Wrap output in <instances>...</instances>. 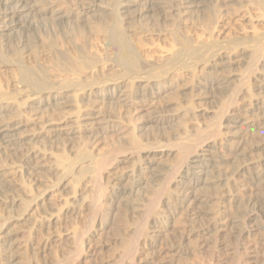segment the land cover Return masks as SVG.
I'll use <instances>...</instances> for the list:
<instances>
[{
	"label": "rangeland",
	"instance_id": "374dc122",
	"mask_svg": "<svg viewBox=\"0 0 264 264\" xmlns=\"http://www.w3.org/2000/svg\"><path fill=\"white\" fill-rule=\"evenodd\" d=\"M47 1H49V3L57 2L55 0ZM63 1H61L59 5H64V8L63 6L58 7H60L64 11L68 10V8L70 7H65V5L67 6V3L71 1L68 5L71 6L73 0H66L67 3H62ZM109 1L110 0H101L103 4H110L113 0H111L110 3ZM254 1L255 0H203V4L197 5L196 7H181L184 10L182 9V14L180 16H178L179 14H176L175 12L165 14L167 17L164 14L158 15L155 13L159 16L158 17L155 16L153 12H151L144 17L145 19L142 18V20L134 18L132 16H135L133 12L134 10L128 9V14L125 13L123 15L127 17V19L125 20L126 25H124V28L126 27V32L124 30V33L126 34V37L127 35H129L126 39H128L130 44H132V47L134 46V51L137 52V54L139 53V58H137L138 60L140 59L139 63H141L142 66L141 72L143 74V72L145 73L150 69L153 70L150 72H152V74L154 72V76L157 72V74L160 75L159 78H157L158 81H154V83H152L149 87H137L138 85H136L135 87L134 83V87H132V89L129 88L128 90H125V92H127L126 94H129L128 96L126 95V97H128L126 98L128 99V102L126 100L127 106L122 105V107L116 106V104H113V102H111L112 104L108 103L107 101L101 102L100 99H98V102L95 103L94 96H91L90 93L78 95V98L75 97L76 99L71 98L70 96L71 101L74 100V102L69 101L68 104H62L63 106H53L51 104L43 105V103L37 104V102H35L34 100L35 97L33 98V94L28 93L29 91H32H27L29 88L21 87V85L18 84L20 78V67V71L25 68L26 70L23 69L22 72H27L28 70V73L32 77L41 79L46 83L49 82L50 85L54 84V86L51 85L52 88L54 87V89H56L55 87H57L58 89V85L60 88L61 81L59 78H61L62 80V76L59 77V74H56V72L58 71H56L57 67L55 66L59 64L61 65V67H64L68 63V61H70V58H72V54L73 57L77 55L74 48H79L78 46L82 48L81 46L84 45V41L82 42V40H78L80 38L82 39V37L78 36L77 33L78 29L81 28L79 26H83L85 24L88 26V24H91L90 26L93 27L92 23L95 24L94 22H97V20L99 19L98 14H94V16L92 17L88 15L87 17L80 18L81 23H75V19H72V24H70V22L68 24L69 26H66L67 28L52 27L53 25L50 26V23H44L43 25L38 23V25H40L36 26L35 23H33L29 32H27L25 35L21 34L22 31L17 29L14 30L13 33H8L6 35L7 37L5 36L3 38V42H1L0 44V61L4 59L3 62L8 61L9 63L14 65L4 67L2 64H0V87L2 88V92L5 91L4 93H9V95H11L9 96L10 98H15L13 101L11 100L12 104L15 107L13 106L12 109L10 108L6 111H1L2 113H0V181L5 182L10 187L11 195L10 197H8V200H15L16 205L11 206V208L4 206L3 201H5V198L0 194V237L11 238L13 241L15 240L14 242H16L17 244L16 247H18L16 248V253H18L17 256L19 258L17 261L18 264L23 263V261V264H27L28 261H31L32 264H66V262L68 261L66 258L70 259L67 264H72V256H74L73 252L75 250L74 244L76 243V240H74L75 242L73 241V236H79L80 239L81 236H84V238L82 237L84 240H82L84 241V251L87 255L85 259V255H83L82 261L77 264H118V262L116 261L121 259L122 261H120L119 264L121 262V264H235V261L238 260L237 263H239L240 261H242V258H244V262L247 260V264H253L252 262H254V264H264V261L260 259L262 258V256L258 257L264 254V247L260 246L262 245L261 242H263L264 240V198L261 199L262 197H264V167L260 166L261 164H264V58H262L264 56V51L262 53L263 56L258 61L256 60L257 62L255 61L254 63L253 59L250 58V54L248 51L249 45H251L249 44V42L252 41L253 36H261L264 33V8L259 5L260 0L255 1V3ZM143 2L145 1L143 0L142 3ZM256 3L259 6H256ZM174 14L175 16H172ZM127 15L129 16V18ZM162 17H166L164 19L165 21ZM88 19L90 21H93L90 22ZM128 19L130 20L129 22H131V24L127 22ZM86 20L88 23L86 22ZM73 22L75 23V25ZM168 23H170L171 26ZM44 25L47 27H45ZM72 26H75L74 28L76 29L72 30V28H70ZM222 27H225L226 29L223 34L218 37L219 39L215 41L216 37L214 35L216 34L217 30H220V28ZM64 30L65 32H63ZM208 30L210 31V33ZM19 31L21 33H19ZM90 31L91 30H89V32ZM174 31L175 33L172 34V32ZM62 32L64 33V35ZM75 33H77V35ZM18 34H21V36H18ZM174 34L179 37L173 39L172 36ZM211 35L212 37H210ZM182 37H187L189 39L188 41H193L192 43H190L192 44V46L194 44V47H199L198 42H205L206 44H208L214 40L213 43H215H212L213 48H209L212 52L208 48L207 52V50H204L206 46L203 47V50L205 51L203 53L205 56H208L207 54H213V51L217 52L216 50H220L219 53L222 52V54H219L217 52L220 56L226 59L233 58L232 61L231 59H229L230 61L226 59L224 60L225 62L227 61L226 63H229L226 64L225 68L227 67V69H225V72L223 73V75L225 74L224 76L228 79L227 83L223 85V89H210L204 86L207 80V76L209 80V78L214 75V69H212L213 63L208 64L212 67H209L208 65L207 67L203 66V63L206 62H201L200 66L197 65L199 67L196 66L197 68L194 69L195 77L193 78L192 82L186 81L185 78L183 79L182 75L184 72L180 73L182 71L178 73L173 72L174 74L169 72L167 76L164 75L167 72L166 68H169L168 66H165V63L171 56L170 54L180 48L178 42ZM132 38H134L135 40ZM208 39L211 41L209 42ZM243 41L244 43H242ZM19 43L23 44L24 48H26L23 49L21 48L22 46L17 47ZM236 44L237 48L235 46ZM242 44H245L244 47ZM96 45H98L96 49L100 53H97L98 55H100L99 61L103 60L101 58H104V60L107 59L109 62V60L114 58V56H111V58L109 55H114V50L111 47L109 48L104 40ZM202 45L203 44H201L200 46ZM219 45L223 46L221 47ZM232 46L236 49H234ZM105 48L110 50H108L107 52ZM20 49H23L25 53H19ZM19 55L21 57H19ZM108 57L111 59H108ZM10 59H12L13 62L12 60L9 61ZM208 59L211 60V57H209ZM104 60V64H100V68L102 69H98L99 72L97 73L96 71L94 73V77H97L99 81L102 80L101 77L103 79L106 78L105 80H102V82L113 79L115 80L116 76H118L117 74L119 73V69L115 67L116 65L114 63V65L110 64L114 59L109 62V64H107V60ZM230 62L234 64H231ZM251 62L253 66L251 65ZM160 65L164 67L162 68ZM101 66H104V68ZM158 66L160 69L158 68ZM247 67L249 68V72H246ZM254 67L257 70H255ZM52 69L56 72H53ZM205 69H207L208 71ZM251 69L255 70H253L255 74H253L254 76L252 75L253 72ZM204 71H207L205 72L206 76L203 75ZM46 74L49 76H47ZM162 74L167 78L162 76L160 79V76ZM247 74H250L252 76L249 75V77H247ZM158 75L156 77H158ZM142 76L145 75L143 74ZM172 77H176L177 80L175 79V81L174 79H170ZM240 77H243L241 78L242 82L245 79L244 82L248 85H245L243 82V87H239V85L242 84L239 82L241 81L239 79ZM59 81L60 83H58ZM185 81L187 83H185ZM244 85L246 89L244 88ZM144 88L146 91L144 90ZM22 89H25L27 92H22L21 95L20 92L22 91ZM143 91L146 92V94ZM60 92L61 94L63 93L62 91ZM137 93H139V95H137ZM234 93H237V96ZM140 94H144V97H141ZM251 97L254 99H252ZM150 98H152L153 100ZM232 98H234V101H232ZM141 99H144L142 103ZM75 100H77L78 102H75ZM137 101H139V103H137ZM231 101L233 102V104H231ZM176 102L178 103L176 104ZM251 102L252 104L255 103L258 108H251ZM257 103L259 104V106L257 105ZM248 109L252 110L250 111ZM10 110H14V112ZM247 111L250 113H247ZM222 112H224L225 114ZM218 113L220 116L217 115ZM220 113L222 114V116ZM252 113L254 114L251 115ZM96 119L98 121L102 119L103 121H99L98 123ZM252 119L254 120V122ZM160 120L165 122H161ZM155 121L158 122L159 125L152 123ZM252 122L254 123V126L252 128L253 130L249 129V126L253 124ZM97 123L98 125L102 124V127L105 126V131L100 134L101 136H97L99 138L101 137L100 139L96 138L98 142L94 139H88L90 142L89 143L87 142L88 140L87 138H85L82 130L84 131L85 128H96L98 126ZM19 125H21L22 127H20ZM10 126H17L20 127V129L19 131H16L17 133H9L8 137H10L11 139L7 137V140H22V142L24 143L27 142L28 145L26 146L31 149H35H32L33 151L40 152L39 154L45 159L42 165H45L44 170L46 172L43 170L39 173H36L34 167L30 166L29 168H27L28 166L25 165L23 161V164L20 162L23 159H20V156L17 157V149H15L14 151V149L10 147L1 145L3 142L2 140H6V137L4 138V130L6 131L7 127ZM212 130L213 132L215 130L221 131L219 135L216 136L215 132L213 133ZM70 131L71 133H69ZM67 132L69 133V135H67ZM62 134L66 135L64 136ZM39 136H41L42 138L36 139ZM133 136V139H137L139 142L141 141L140 149L134 148L133 142H131L133 140H131ZM196 137L200 141L198 143L199 145L197 144L198 147L200 146V144L203 145L205 142L209 146L205 143L203 147L204 149L199 153L200 157L202 156L200 159H204H198L197 161H201L202 163L192 166L200 167L213 160L216 165L218 164L216 169H214L215 174H217L215 176L220 175L219 178H221L222 176V180L224 181L220 182L221 185L220 183L212 184L213 182L211 183V180H216L214 178H212L211 180L206 179L207 181L205 180V183L200 182L197 186H195L196 188L189 191L188 197H190L188 199L192 200L195 195L197 198H201V200L206 201L200 202V205H196L197 207L186 209L188 203H182L180 200H182L184 194L186 195V193H183L186 190L185 187L191 183L185 179H182L180 173H175H178V171L181 169V166L184 167V162L186 163V160L183 158L184 153L181 154V151L184 150L183 147L189 144L191 140L197 139ZM67 138H70V140ZM31 142L32 144H30ZM86 144L88 147L86 146ZM214 144L217 146L214 147ZM205 145H207V147H205ZM257 145H260V149L253 150V148ZM212 146L214 148H217V150L220 151L221 154L218 151L215 153L213 151L215 149ZM23 147L24 148L21 147V150L25 149V146ZM89 149L90 152L91 150L93 152L90 153L88 151ZM80 150L82 151L79 152ZM60 151L63 152V154ZM85 151L89 152L90 156L94 158V161H96L95 159L98 158V162H103L102 165L106 169L103 167L102 169L100 166V172L97 168H95L96 171L95 169H91L88 173H86V175L84 176L85 178L83 177V179H77L75 177L76 173H74V177L71 176L65 179H59V174L56 175L54 172H48V169H46L53 165L54 159H58V162H60V159L62 157H65L63 158L65 161H71V159L74 160L76 158L75 156L76 154L78 155V152L79 154H81L85 153ZM122 151L124 153H122ZM138 151L140 152L139 154H137ZM60 153L62 155H60ZM14 154L16 156H14ZM213 154H215V156ZM59 156L61 157L60 159L56 158ZM99 159H101V161ZM206 159L208 161H206ZM181 160H184V162H182ZM216 160L218 163H216ZM61 161L63 162L62 159ZM140 162L141 164L149 162L148 164L150 165V167L155 170H153L154 172L152 171L154 176L150 175L147 179L145 177L144 182H146V184L148 182V186L146 188H144V186L141 187V191H138V193L134 196V204H131L128 201L124 200L123 202L121 200L114 201V198L112 199V196L110 197L109 195V190H111L110 187L113 186L116 179H118L120 176L126 177L127 173L132 171L134 167L140 164ZM239 169H244L240 173L242 175L240 177H235V181L230 179L229 184H226L229 177H233L234 174H236V171L238 172ZM216 170H219L217 172L221 174L217 173ZM90 171L93 172L90 173ZM95 172L101 173L102 178L99 177V180L102 179V182L100 181L102 185H100L99 182H96V179L93 180L95 178L94 176H96ZM155 174H157L156 177ZM253 175L260 176V180L255 184H252V182L249 181V178ZM170 176H172L173 178H170ZM75 178L77 179L76 181H74ZM167 180L168 182L166 183ZM93 182L98 183V187L102 186L104 190H107H105L103 194L104 196L100 202L102 203V209L99 210L100 212L92 208L91 205L96 200V195L98 194L95 193V190L96 192H98V184L96 185V183H94V185ZM184 182H188V184L186 183L185 186ZM207 182H209V184ZM54 183L55 185L57 183L55 187H53ZM62 183L66 185L65 189H63V187H59V185ZM67 186H69V188ZM162 188L164 189L160 190ZM182 189L184 191H182ZM194 191L196 192L194 193ZM73 192L77 195L73 194ZM177 192H179L177 194L178 197L176 196ZM161 193H163L164 195ZM154 194H159L163 197H159V195H156L155 197ZM40 195H44L45 197ZM74 195L76 197H74ZM153 197H155L157 200L153 199ZM179 197L180 199L177 200ZM43 198L45 199L42 200ZM33 200L37 201L31 204ZM22 203H24L25 205ZM150 203H153L154 205H150ZM251 205H255L260 209V215L253 219L254 222H251L249 226L246 225V227L243 228L246 229L247 232V234L243 236L245 238H239L238 232L240 231V229L234 227V225L232 224L235 221L242 223L244 219L251 214ZM155 206H157V208ZM37 207L40 210L35 209ZM89 207H91L92 209H89ZM93 210L95 211L93 212ZM48 213H50V216L54 213L52 215L54 216V218L52 216L50 217ZM149 213H151L152 215ZM143 216H149L148 220L146 217L143 218ZM141 217L144 220H142ZM138 225L141 226L137 228ZM139 229L140 231L144 229L142 231L143 234L140 232L143 236L137 235V231H139ZM31 233L33 234V237L30 236ZM27 236H30L31 238ZM133 237L136 239H134ZM134 240H136L135 242H137L139 245L136 252L137 255H134L135 258L133 259V261H135L133 263L132 259L130 260V258H128L129 256L127 257L128 252L126 251L130 249L129 247L130 245L132 246ZM126 242L131 244L129 245ZM257 243H259V245ZM34 245H37V248ZM254 247H256L257 249ZM246 249H248V251ZM258 252L260 253L258 254ZM125 254L127 255L124 257ZM24 257L27 259L30 258V260H25ZM120 257L121 259H119ZM32 258L34 259L32 260ZM84 260L90 261L85 262Z\"/></svg>",
	"mask_w": 264,
	"mask_h": 264
},
{
	"label": "bare ground",
	"instance_id": "6f19581e",
	"mask_svg": "<svg viewBox=\"0 0 264 264\" xmlns=\"http://www.w3.org/2000/svg\"><path fill=\"white\" fill-rule=\"evenodd\" d=\"M55 1H57L56 3H49V1H47V0H0V44H1V42H3V38L8 34V33H13V31L14 30H17V29H19L20 31H22V33L19 31V33H21V34H23V35H25L27 32H29V30H30V28L32 27V24L33 23H35V25L36 26H39L40 24L41 25H43L44 23H50V26L51 25H53L52 27H56V28H62V27H66L71 21H72V19H75V23H77V22H79V23H81L80 22V18H84V17H87L88 15H90L91 17L92 16H94V14H98V16H99V19L97 20V22H94L95 24H93L92 23V25H93V27H91L90 25L91 24H88V26L85 24V25H83V26H79V24H78V26L79 27H81L80 29H78V31H77V33H78V36H81L82 37V39L80 38V39H78V40H82V42L84 43V45L83 46H81L82 48H80V46H78L79 48H74V50H76L75 52L77 53V55H75L74 57H73V54H72V58H70V61H68V63H67V61H66V65L64 66V67H61V65H56L55 67H57V70L56 71H58V72H56L55 70L53 71V69H52V71L53 72H56V74H59V77H61L62 76V80H61V78H59L60 79V81H61V85H60V88H59V85H58V89H57V87H55L56 89H54V87L52 88V86L51 85H53L54 86V84H51L50 85V83L48 84V83H46L45 81H42L41 79H36V77L34 78V77H32L29 73H28V70H27V72L25 71V72H22L23 71V69H25V68H23L21 71H20V67L19 66H23V65H19L18 67H19V73H20V78H19V81H18V84L19 85H21V87H25V88H29L27 91H29V90H31L32 92H28V93H32L33 94V98L35 97V102H37V104H41V103H43V105H49V104H51V105H53V106H61L62 104H68V102L69 101H71V98H74V99H76V98H78L77 96L78 95H84V94H86V93H90L91 94V96H94V102L95 103H97L98 102V99H100V101L101 102H108V103H110V104H112L111 102H113V104H116V106H121L122 107V105H126V103L128 102V99H126V98H128V97H126V93L127 92H125V90H128L129 88H131L132 89V87H134L133 86V84L135 83V87H136V85H138L137 87H149L152 83H154V81L155 82H157L158 80H157V78H159V75H158V77H156L157 75L155 74V76L153 75L154 74V72H153V74H152V72H150V71H153V70H150L148 67V71L147 72H143V74L145 75V76H142L143 74H142V72H141V68H142V66H141V63H139V61H140V59L138 60V54H137V52H135L134 51V46L132 47L131 45L132 44H130V42L128 41V39H126L129 35H127V37H126V34L124 33V30L126 29V27L124 28V25H126V23H125V20L127 19V17L126 16H123L125 13H127L128 14V12H127V10L128 9H133L134 11V14H135V16L134 15H132L134 18H138L139 20L141 19L142 20V18L143 19H145L144 17L147 15V14H150L151 12H153L154 14L156 13V14H158V15H160V14H169V13H176V14H179L178 16H180L181 14H182V9L183 8H181V7H183V6H186L187 8H188V6L190 7H193V6H197V5H202L203 4V0H144L145 2H143L142 3V1L143 0H113L112 1V3H110V1H109V3L110 4H108V3H105V4H103L102 2H101V0H73L72 1V4H71V6H68L69 5V3L71 2L70 0H68V1H70L69 3H67L66 2V0H60V1H58V0H55ZM61 1H63L62 3H67L68 5L66 6L65 5V7H70V8H68V10H63V9H61L60 7L61 6H63V8H64V5H59L60 4V2ZM103 1V0H102ZM108 1V0H107ZM216 1H219V0H216ZM229 1V0H228ZM246 1V0H245ZM255 1H257V0H255ZM255 1H254V3H255ZM48 2V3H47ZM53 2V1H52ZM249 2V1H248ZM224 3V2H223ZM257 4V3H256ZM259 5L262 7V8H264V0H260V3H259ZM258 4L256 5V6H259ZM58 6H60V7H58ZM58 7V8H57ZM257 8H259V7H257ZM262 8H260V9H262ZM184 10V9H183ZM263 11V10H262ZM185 12V11H184ZM132 13V12H131ZM263 13V12H262ZM130 14V13H129ZM155 14V16H158V15H156ZM184 14V13H183ZM192 14V13H191ZM189 15V14H188ZM97 16V17H98ZM128 16V15H127ZM132 16H130V17H132ZM154 16V17H155ZM166 16V15H165ZM170 16V15H169ZM172 16H175V14L174 15H172ZM96 17V16H95ZM126 17V18H125ZM159 17V16H158ZM167 17V16H166ZM165 17V18H166ZM177 17V16H176ZM128 18H129V16H128ZM163 18V17H162ZM165 18H163V20L165 19ZM170 18V17H169ZM182 18V17H181ZM87 19V18H86ZM91 19V18H90ZM93 19V18H92ZM133 19V18H132ZM216 19V18H215ZM89 20V19H88ZM94 20H95V18H94ZM138 20V21H139ZM156 20V19H155ZM161 20V19H160ZM170 20V19H169ZM198 20V19H197ZM203 20V19H202ZM201 20V21H202ZM90 21V20H89ZM91 21H93V20H91ZM90 21V22H91ZM130 20L128 19L127 20V22H129ZM134 21V20H133ZM132 21V22H133ZM165 21V20H164ZM213 21H215V20H213ZM86 22H87V20H86ZM135 22V21H134ZM170 22H172V21H170ZM177 22V21H176ZM204 22V21H203ZM208 22V21H207ZM38 23H40L39 25H38ZM74 23V22H73ZM75 23H74V25H75ZM88 23V22H87ZM130 24H131V22H129ZM141 23V22H140ZM151 23V22H150ZM154 23V22H153ZM178 23H179V21H178ZM202 23V22H201ZM215 23V22H214ZM213 23V24H214ZM70 24H72V22L70 23ZM128 24V23H127ZM129 24V25H130ZM138 24V23H137ZM142 24H143V22H142ZM169 25H170V23H168ZM207 24V23H206ZM229 24H230V22H229ZM146 25V24H145ZM149 25V24H148ZM166 25H167V23H166ZM179 25V24H178ZM226 25V24H225ZM45 26V25H44ZM69 26V25H68ZM67 26V27H68ZM139 26V25H138ZM144 26V25H143ZM142 26V27H143ZM162 26V25H161ZM171 26V25H170ZM203 26V25H202ZM208 26H210V25H208ZM216 26H217V24H216ZM227 26V25H226ZM45 27H47V26H45ZM66 27V28H67ZM75 27V26H74ZM73 26L72 27H70V28H72V30L73 29H76V28H74ZM77 27V26H76ZM87 27V28H86ZM178 27V26H177ZM215 27V26H214ZM129 28V27H128ZM165 28H166V26H165ZM168 29V28H167ZM170 29H172V28H170ZM225 27H222V28H220V30H217V32H216V34L213 36L214 38H215V41L216 40H218L219 38L218 37H220L222 34H223V32L225 31ZM54 30V29H53ZM70 30V29H69ZM89 30H91L90 32H89ZM136 30V29H135ZM141 30V29H140ZM169 30V29H168ZM178 30V29H177ZM176 30V31H177ZM203 30V29H202ZM206 30V29H205ZM55 31V30H54ZM71 31V30H70ZM69 31V32H70ZM162 31V30H161ZM167 31V30H166ZM172 31V30H171ZM209 31V30H208ZM216 31V30H215ZM16 32V31H15ZM63 32H65V30L63 31ZM62 32V33H63ZM72 32V31H71ZM74 32V31H73ZM93 32V33H92ZM125 32H126V30H125ZM148 32H149V30H148ZM212 32V31H211ZM264 32V31H263ZM31 33V32H30ZM77 33H75L76 35H77ZM140 33V32H139ZM147 33V32H146ZM170 33V32H169ZM173 33H175V31L174 32H172V34ZM178 33V32H177ZM181 33V32H180ZM209 33H210V31H209ZM214 33V32H213ZM21 34H18V36L20 35L21 36ZM44 34V33H43ZM68 34V33H67ZM171 34V35H172ZM206 34V33H205ZM204 34V35H205ZM212 34V33H211ZM253 34H255V33H253ZM11 35V34H10ZM57 35V34H56ZM63 35H64V33H63ZM151 35V34H150ZM170 35V34H169ZM176 34H174L172 37H173V39H176V38H178L179 36H175ZM185 35V34H184ZM257 35V34H256ZM14 36V35H13ZM75 36V35H74ZM78 36H76V37H78ZM174 36H175V38H174ZM181 36V35H180ZM7 37V36H6ZM71 37V36H70ZM139 37V36H138ZM210 37H212V35L210 36ZM9 38V37H8ZM7 38V39H8ZM40 38V37H39ZM131 38V37H130ZM129 38V39H130ZM171 38V37H170ZM245 38V37H244ZM21 39V38H20ZM41 39V38H40ZM44 39H45V37H44ZM77 39V38H76ZM104 40V42L106 43V45H108L109 46V48L111 47L113 50V52H114V55H112V54H109L110 55V57L112 56H114V60L113 59H111V58H109L108 57V59H111V60H109V62H111L112 60V63H110V64H112V65H116L115 67H117V69H119L118 70V76H116V78H115V80L113 79V80H108V81H103L102 82V80H105V79H103L102 77H101V81H99V79L97 78V77H94V73L97 71V73L99 72V70L100 69H102V68H100V64L102 65V64H104L103 63V60H104V58H101V59H103V60H101V61H99V59H100V55H98L97 53H99L98 52V50L96 49V47L98 46V45H96V44H98L99 42H101V41H103ZM132 39H134V38H132ZM137 39V38H136ZM139 39V38H138ZM210 39V38H209ZM208 39V40H209ZM5 40V39H4ZM59 40V39H58ZM77 40V41H78ZM135 40V39H134ZM180 41L178 42V44L180 45V48H178L177 49V51H174L172 54H170L171 56L167 59V61H166V63H165V66H168L169 68H166L167 69V72L165 73V71H164V75H166L167 76V74H169V72H171V73H178V72H180V71H182V72H180V73H185V75H184V73H183V79L185 78L186 79V81H190V82H192L193 81V78L195 77L194 76V69H196L197 67H199L200 66V63L202 62H206V63H203L204 65L203 66H206L207 67V65L208 64H211V63H213V67L210 65H208L209 67H212V69H214L213 71H214V75L213 76H211V78H209V80H208V76H207V80H206V83L204 84V86H206L207 88H210V89H223L224 88V86L223 85H225L226 83H227V81H228V79L223 75V73L225 72V69H227V67L225 68V66H226V64H228V63H226L224 60L226 59V58H224V57H222V56H220L219 54H222V52L221 53H219V51L218 50H216L217 52H215V51H213L214 53L211 55V54H207L208 56H205L204 55V53L203 52H205L204 50H207V52H208V49L210 48V49H212L213 47H212V43H213V41L211 42V43H208V44H206L205 42V44L204 43H199L198 42V45H199V47H194V44H193V46H192V42L191 41H188L189 39L186 37V38H180L179 39ZM201 40V39H200ZM199 40V41H200ZM204 40V39H203ZM223 40V39H222ZM239 40V39H238ZM7 41V40H6ZM45 41V40H44ZM43 41V42H44ZM211 40H209V42H210ZM233 41V40H232ZM232 41H230V42H232ZM242 41V40H241ZM21 42V41H20ZM37 42V41H36ZM81 42V41H80ZM132 42V41H131ZM136 42V41H135ZM191 42V43H190ZM206 42H208V41H206ZM219 42V41H218ZM222 42V41H221ZM264 33H263V35H261V36H253V38H252V41H250L249 42V44H251V45H249V49H248V51H249V54H250V58L251 59H253V63L257 60H259L262 56H263V51H264ZM8 43V42H7ZM25 43V42H24ZM60 43V42H59ZM134 43V42H133ZM139 43V42H138ZM197 43V42H196ZM215 43V42H214ZM213 43V44H214ZM220 43V42H219ZM242 43H244V41L242 42ZM6 44V43H5ZM78 44V43H77ZM178 44H176V45H178ZM201 44H203L202 46H200ZM232 44V43H231ZM238 44V43H237ZM237 44L235 45L236 46V48H237ZM245 44H247V43H245ZM244 44V45H245ZM3 45V44H2ZM36 45V44H35ZM72 45V44H71ZM101 45V44H100ZM243 45V44H242ZM244 45H243V47H244ZM21 47V48H23V49H25L24 48V45L23 44H21V43H19L18 45H17V47ZM197 46V45H196ZM206 46V47H205ZM213 46H215V45H213ZM216 46H217V43H216ZM219 46H221V45H219ZM218 46V47H219ZM223 46V45H222ZM221 46V47H222ZM239 46H241V45H239ZM0 47H1V45H0ZM28 47V46H27ZM43 47V46H42ZM49 47V46H48ZM76 47H77V45H76ZM102 47V46H101ZM138 47V46H137ZM203 47H205V49L203 48ZM221 47H220V49H221ZM226 47V46H225ZM233 47V46H232ZM242 47V48H243ZM54 48H55V46H54ZM58 48H59V46H58ZM62 48H63V46H62ZM66 48V47H65ZM208 48V49H207ZM215 48V47H214ZM234 48V47H233ZM236 48H234V49H236ZM17 49V48H16ZM19 49V48H18ZM23 49H20V50H22V51H20L19 50V53H25V51L23 50ZM72 49V48H71ZM204 49V50H203ZM209 49V50H210ZM218 49V48H217ZM233 49V50H234ZM240 49V48H239ZM246 49V48H245ZM244 49V50H245ZM57 50V49H56ZM59 50H61V49H59ZM105 50H107V52H108V50H110V49H106L105 48ZM175 50V49H174ZM225 50H226V48H225ZM224 50V51H225ZM231 50V49H230ZM238 50V49H237ZM54 51V50H53ZM139 51V50H138ZM211 51V50H210ZM236 51V50H235ZM235 51H234V53H235ZM59 52V51H58ZM65 52H67V51H65ZM69 52H71V51H69ZM73 52V51H72ZM169 52V51H168ZM212 52V51H211ZM229 52V51H228ZM56 53H57V51H56ZM60 53V52H59ZM58 53V54H59ZM63 53V52H62ZM233 53V52H232ZM1 54V53H0ZM9 54H11V53H9ZM55 54V53H54ZM65 54V53H64ZM100 54V53H99ZM102 54V53H101ZM106 54H108V53H106ZM105 54V55H106ZM63 55V54H62ZM218 55V56H217ZM240 55V54H239ZM241 55H242V53H241ZM244 55V54H243ZM14 56V55H13ZM60 56V55H59ZM19 57H21L20 55H19ZM25 57V56H24ZM55 57V56H54ZM68 57H69V55H68ZM103 57V56H102ZM105 57V56H104ZM138 57V58H137ZM209 57H211V60H209L208 58ZM234 57V56H233ZM2 58H4V57H2ZM1 58V59H2ZM7 58V57H6ZM56 58V57H55ZM65 58H66V56H65ZM64 58V59H65ZM106 58H107V56H106ZM105 58V59H106ZM149 58V57H148ZM262 58H264V56L262 57ZM58 59V58H57ZM166 59V58H165ZM209 60V61H207V60ZM229 59H231V58H228V59H226V60H229ZM233 59V58H232ZM232 59H231V61H232ZM4 60V59H3ZM3 60L2 61H0V64H2L4 67L5 66H12V65H14V64H11V63H9L8 61H6V62H3ZM12 59H10L9 61H11ZM60 60V59H59ZM69 60V59H68ZM107 60V59H106ZM106 60H104V61H106ZM245 60V59H244ZM163 61V60H162ZM161 61V62H162ZM230 61V60H229ZM251 61V60H250ZM256 61V62H257ZM260 61H263V60H260ZM12 62H13V60H12ZM54 62H56V61H54ZM109 62H108V60H107V64H109ZM149 62V61H148ZM159 62V61H158ZM236 62V61H235ZM53 63V62H52ZM62 63H64V62H62ZM61 63V64H62ZM114 63V64H113ZM231 63V62H230ZM247 63V62H246ZM264 63V62H263ZM19 64V63H18ZM50 64V63H49ZM106 64V65H107ZM231 64H234V63H231ZM239 64V63H238ZM237 64V65H238ZM260 64V63H259ZM15 65H17V64H15ZM64 65V64H63ZM62 65V66H63ZM154 65V64H153ZM152 65V66H153ZM197 65H199V66H197ZM202 65V64H201ZM251 65H252V62H251ZM1 66V65H0ZM2 66V67H3ZM38 66V65H37ZM161 66V65H160ZM197 66V67H196ZM253 66V65H252ZM255 66V65H254ZM36 67V66H35ZM54 67V66H53ZM101 67H103L104 68V66H101ZM112 67V66H111ZM114 67V68H115ZM162 67V66H161ZM164 67V66H163ZM162 67V68H163ZM230 67V66H229ZM248 67H249V65H248ZM247 67V71L246 72H249L248 71V68ZM256 67V66H255ZM255 67H254V69H255ZM37 68H39V67H37ZM108 68V67H107ZM152 68V67H151ZM158 68H159V66H158ZM246 68V67H245ZM99 69V70H98ZM154 69V68H153ZM157 69V68H156ZM160 69V68H159ZM158 69V70H159ZM203 69H204V67H203ZM251 69L252 70V75L254 74V71L255 70H257V69ZM26 70V69H25ZM51 70V69H50ZM49 70V71H50ZM143 70V69H142ZM165 70V69H164ZM202 70V69H201ZM205 70H207V69H205ZM210 70V69H209ZM246 70V69H245ZM254 70V71H253ZM262 70V69H261ZM42 71V70H41ZM47 71V70H46ZM117 71V70H116ZM161 71V70H160ZM208 71V70H207ZM207 71H204V74L203 75H205V72H207ZM212 71V72H213ZM229 71V70H228ZM43 72V71H42ZM113 72V71H112ZM141 72V73H140ZM150 72V73H149ZM163 72V71H162ZM162 72H160V73H162ZM211 72V71H210ZM259 72V71H258ZM34 73V72H33ZM96 73V74H97ZM102 73V72H101ZM173 73V74H174ZM250 73V74H251ZM256 73V72H255ZM40 74V73H39ZM43 74V73H42ZM55 74V75H56ZM140 74H142V75H140ZM202 74V73H201ZM249 74V75H250ZM47 75V74H46ZM163 74L160 76V79H161V77L163 76V77H165ZM178 75V74H177ZM181 75V74H180ZM209 75V74H208ZM210 75H211V73H210ZM248 75V74H247ZM249 75L247 76V77H249ZM252 75H250V76H252ZM255 75V74H254ZM253 75V76H254ZM47 76H49V75H47ZM46 76V77H47ZM57 76V75H56ZM95 76H97V75H95ZM114 76V75H113ZM206 76V75H205ZM109 77V76H108ZM244 77V76H243ZM243 77H240L239 79L241 80V78H243ZM165 78H167V77H165ZM198 78V77H197ZM202 78V77H201ZM17 79V78H16ZM58 79V80H59ZM170 79H176L177 80V78L175 77V78H170ZM204 79V78H203ZM250 79V78H249ZM50 80V79H49ZM157 80V81H156ZM167 80V79H166ZM175 80V81H176ZM181 80V79H180ZM247 80V79H246ZM51 81V80H50ZM60 81L58 82V83H60ZM185 81V83H187ZM205 81V80H204ZM239 81V80H238ZM244 81H245V79H244ZM243 81V82H244ZM240 83H242V84H240L239 85V87L240 86H242L243 85V82H242V80L241 81H239ZM238 82V83H239ZM53 83V82H52ZM247 83V82H246ZM180 84V83H179ZM244 84H245V82H244ZM154 85V84H153ZM157 85V84H156ZM186 85V84H185ZM193 85V84H192ZM245 85H248V84H245ZM245 85H244V88H245ZM180 86V85H179ZM184 86V85H183ZM243 87V86H242ZM181 88V87H180ZM185 88V87H184ZM2 88L0 87V113H2L1 111H6L7 109H12V107L14 106L13 104H12V101L15 99V98H10L9 96H11V95H9V93L7 94V93H4V92H2V90H1ZM153 89H155V88H153ZM157 89V88H156ZM177 89V88H176ZM179 89V88H178ZM182 89V88H181ZM238 89V88H237ZM241 89V88H240ZM243 89V88H242ZM246 89V88H245ZM62 91L63 93L61 94V92L60 91ZM143 90V89H142ZM144 90H145V88H144ZM159 90V89H158ZM180 90V89H179ZM248 90H249V88H248ZM248 90H246V91H248ZM25 89H22V91L20 92L21 93V95H22V92H27ZM58 91V92H57ZM130 91V90H129ZM136 91H137V89H136ZM140 91V90H139ZM146 91V90H145ZM160 91V90H159ZM234 91V90H233ZM239 91V90H238ZM237 91V92H238ZM144 92V91H143ZM147 92H148V90H147ZM151 92V91H150ZM154 92V91H153ZM136 93V92H135ZM145 94H146V92H144ZM175 93V92H174ZM239 93V92H238ZM245 93V92H244ZM176 94V93H175ZM180 94V93H179ZM235 94V93H234ZM237 94V93H236ZM235 94V95H236ZM21 95H20V97H21ZM129 95V94H128ZM127 95V96H128ZM134 95V94H133ZM136 95V94H135ZM137 95H139V93H137ZM144 94H140V96L141 97H144L143 96ZM154 95V94H153ZM156 95V94H155ZM171 95V94H170ZM249 95V94H248ZM24 96H25V94H24ZM30 96H32V95H30ZM30 96H28V97H30ZM70 96H71V98H70ZM149 96H150V94H149ZM172 96V95H171ZM237 96V95H236ZM235 96V97H236ZM76 97V98H75ZM86 97V96H85ZM88 97H89V94H88ZM87 97V98H88ZM180 97V96H179ZM231 97V96H230ZM234 97V96H233ZM32 98V99H33ZM131 98V97H130ZM171 98V97H170ZM252 98V97H251ZM19 99V98H18ZM92 99V98H91ZM103 99V100H102ZM150 99H152V98H150ZM178 99V98H177ZM237 99V98H236ZM252 99H254V98H252ZM252 99H250V100H252ZM262 99V98H261ZM12 100V101H11ZM21 100V99H20ZM24 100V99H23ZM30 100V99H29ZM28 100V101H29ZM73 100V99H72ZM126 100H127V102H126ZM144 100V99H143ZM143 100L141 99V103L143 102ZM153 100V99H152ZM172 100V99H171ZM238 100V99H237ZM249 100V101H250ZM11 101V102H10ZM17 101V100H16ZM27 101V102H28ZM60 101H62V102H60ZM64 101V102H63ZM140 101V100H139ZM139 101H137V103H139ZM232 101H234V98H232ZM231 101V102H232ZM236 101V100H235ZM18 102V101H17ZM22 102V101H21ZM20 102V103H21ZM26 102V101H25ZM71 102H74V100L73 101H71ZM75 102H78L77 100H75ZM92 102V101H91ZM158 102V101H157ZM167 102V101H166ZM175 102V101H174ZM237 102V101H236ZM248 102V101H247ZM257 102V101H256ZM23 103V102H22ZM107 103V104H108ZM178 102H176V104H177ZM78 104V103H77ZM153 104V103H152ZM180 104V103H179ZM226 104V103H225ZM231 104H233V102L231 103ZM73 105H74V103H73ZM90 105V104H89ZM98 105V104H97ZM102 105V104H101ZM191 105V104H190ZM250 107L251 108H256L257 106H256V104L254 103V104H252V102L250 103ZM257 105L259 106V104L257 103ZM25 106H27V105H25ZM24 106V107H25ZM39 106V105H38ZM63 106V105H62ZM68 106V105H67ZM108 106V105H107ZM111 106H113V105H111ZM127 106V105H126ZM139 106V105H138ZM137 106V107H138ZM227 106H228V104H227ZM238 106V105H237ZM15 107V106H14ZM20 107V106H19ZM78 107V106H77ZM181 107H183V106H181ZM185 107V106H184ZM188 107V106H187ZM187 107H186V109H187ZM232 107H234V106H232ZM30 108V107H29ZM56 108V107H55ZM112 108H114V107H112ZM136 108V107H135ZM192 108V107H191ZM258 108V107H257ZM261 108V107H260ZM27 109V108H26ZM79 109V108H78ZM110 109V108H109ZM117 109V108H116ZM253 109V110H254ZM16 110V109H15ZM46 110V109H45ZM44 110V111H45ZM80 110V109H79ZM113 110V109H112ZM123 110V109H122ZM126 110V109H125ZM138 110V109H137ZM192 110V109H191ZM248 110H250V109H248ZM252 110V109H251ZM250 110V111H251ZM258 110V109H257ZM10 111H12V112H14V110H10ZM17 111V110H16ZM15 111V112H16ZM131 111V110H130ZM153 111V110H152ZM222 111V110H221ZM223 111H225V110H223ZM52 112V111H51ZM77 112V111H76ZM80 112V111H79ZM121 112V111H120ZM138 112V111H137ZM188 112V111H187ZM254 112V111H253ZM46 113V112H45ZM222 113H224V112H222ZM228 113V112H227ZM247 113H250V112H248L247 111ZM17 114V113H16ZM131 114V113H130ZM221 114V113H220ZM225 114V113H224ZM254 113H252L251 115H253ZM256 114H257V112H256ZM12 115V114H11ZM216 115V114H215ZM218 116H220L219 115V113L217 114ZM250 115V114H249ZM51 116V115H50ZM218 116H217V118H218ZM221 116H222V114H221ZM234 116V115H233ZM241 116V115H240ZM18 117V116H17ZM187 117V116H186ZM7 118V117H6ZM14 118V117H13ZM22 118V117H21ZM220 118H222V117H220ZM219 118V119H220ZM251 118V117H250ZM258 118V117H257ZM50 119V118H49ZM97 120V119H96ZM253 120V119H252ZM79 121V120H78ZM94 121V120H93ZM100 122H102L103 120L101 119V120H99ZM99 121L97 120V122L99 123ZM154 121V120H153ZM157 121V120H156ZM152 122V123H154V124H158L159 125V123L158 122ZM161 121V120H160ZM217 121V120H216ZM223 121V120H222ZM96 122V121H95ZM161 122H165V121H161ZM251 122V121H250ZM253 122H254V120H253ZM252 122V123H253ZM78 123V122H77ZM98 123H97V125H98ZM21 124V123H20ZM130 124V123H129ZM128 124V125H129ZM11 125V124H10ZM26 125V124H25ZM102 125V124H101ZM100 124L96 127V128H90V129H84V131L82 130V132L84 133V135H85V138H87V140L89 139V140H91V139H94V140H96L97 141V139L96 138H98V139H100L99 137H97L98 135L99 136H101L100 134H102V132L103 131H105L104 130V127H102ZM134 125V124H133ZM215 125H216V123H215ZM218 125V124H217ZM241 125H243V124H241ZM248 125V124H247ZM20 127H22L21 125H19ZM80 126V125H79ZM78 126V127H79ZM94 126V125H93ZM155 126V125H154ZM219 126H220V124H219ZM253 126H254V123L252 124V125H250L249 126V129H252L253 128ZM256 126V125H255ZM259 126V125H258ZM20 127H17V126H10V127H7V130L5 131L4 130V138L6 137V140L4 139V140H2L3 142H2V144L1 145H5V147H10V148H12V149H14V151H15V149H17L18 150V156L17 157H19L20 156V159H23V160H21L20 162L22 163V161H23V163L25 164V165H27L28 167L27 168H29L30 166L31 167H34V170H35V172L37 173H39V172H41V171H43L44 169H45V165H42V163H43V161L45 160L44 159V157L43 156H41L39 153L40 152H37V151H33V150H35V149H31V148H29L28 146H26V145H28L27 144V142L26 143H24V142H22V140H15V141H12V140H7L8 138H10V137H8L9 135V133H12V132H16V131H19V129H20ZM92 127V126H91ZM133 127V126H132ZM183 127V126H182ZM224 127V126H223ZM106 128V127H105ZM45 129V128H44ZM61 129V128H60ZM154 129V128H153ZM214 129H215V127H214ZM219 129V128H218ZM227 129V128H226ZM29 130V129H28ZM67 130V129H66ZM108 130V129H107ZM253 130V129H252ZM24 131V130H23ZM61 131H64V130H61ZM73 131V130H72ZM76 131H78V130H76ZM132 131V130H131ZM217 130H215L214 132H215V134H216V136L217 135H219V133H220V131H217ZM247 131V130H246ZM108 132V131H107ZM136 132V131H135ZM188 132V131H187ZM212 132H213V130H212ZM213 132V133H214ZM248 132V131H247ZM17 133V132H16ZM34 133V132H33ZM63 133V132H62ZM68 133V132H67ZM69 133H71V131L69 132ZM69 133L67 134V135H69ZM78 133V132H77ZM76 133V134H77ZM134 133V132H133ZM21 134V133H20ZM48 134H49V132H48ZM59 135H61V134H59ZM62 135H66V134H62ZM212 135V134H211ZM214 135V134H213ZM12 136V135H11ZM23 136V135H22ZM57 136V135H56ZM74 136H75V134H74ZM130 136V135H129ZM215 136V135H214ZM8 137V138H7ZM18 137V136H17ZM61 137V136H60ZM59 137V138H60ZM68 137V136H67ZM189 137V136H188ZM219 137V136H218ZM217 137V138H218ZM36 138V137H35ZM39 138H42L41 136H39V137H37L36 139H39ZM64 138H66V137H64ZM134 138V136L131 138V140ZM140 138V137H139ZM197 138V137H196ZM209 138H210V135H209ZM213 138V137H212ZM11 139V138H10ZM20 139V138H19ZM22 139V138H21ZM67 139H69L70 140V138H67ZM67 139H65V140H67ZM74 139V138H73ZM82 139V138H81ZM80 139V140H81ZM186 139H187V137H186ZM205 139V138H204ZM14 140V139H13ZM31 140V139H30ZM44 140V139H43ZM50 140V139H49ZM54 140V139H53ZM56 140V139H55ZM59 140V139H58ZM89 140L87 141V142H89ZM93 140V141H94ZM189 140H191V139H189ZM189 140H188V142H189ZM201 140V139H200ZM203 140V139H202ZM48 141V140H47ZM186 141V140H185ZM204 141V140H203ZM202 141V142H203ZM248 141V140H247ZM251 141V140H250ZM254 141V140H253ZM30 142V141H29ZM40 142H41V140H40ZM45 142V141H44ZM44 142H42V143H44ZM98 142V141H97ZM131 142H133V145H134V148L135 149H140V142L137 140V139H133ZM200 141L198 140V138L197 139H193V140H191L190 142H189V144H187L186 146H184L183 147V149L184 150H182L181 148V154H183L184 153V156L183 155H180V156H183V158L186 160V163L184 162V160L182 161V162H184V167H182L181 166V169L178 171V173H175V174H179L180 173V176H181V178L182 179H185V180H187V181H189L191 184H188V182H186L188 185L186 186V183H185V188H186V190L184 191L183 189H182V191H184L183 193H186V195L184 194V196L182 197V200H180L182 203H188L187 204V206H186V209H191V208H193V207H197L196 205L198 204V205H200V202H205L206 200H201V198H197L194 194V197H193V199L192 200H189L188 198L190 197H188V194H189V191L191 190V189H194V188H196L195 186H197L200 182H204L206 179L207 180H211L212 178H214V179H216V180H211V183L212 184H216V183H220V182H223L224 180H222V176H221V178H219L220 177V175L219 176H215V175H217V174H215V171H214V169H216V167H217V165L215 164V162L213 161V160H211L210 162H208V163H206V165L204 164L203 166H192V165H196V164H201L202 162L201 161H197L198 159H200L201 157H200V152L204 149L203 147H204V144L206 143H204L203 145H201L200 144V148L198 147V143H199ZM52 143V142H51ZM63 143V142H62ZM70 143V142H69ZM90 143V142H89ZM169 143V142H168ZM210 143V142H209ZM30 144H32V142L30 143ZM48 144V143H47ZM88 144V143H87ZM87 144H86V146H87ZM92 144V143H91ZM96 144V143H95ZM130 144V143H129ZM150 144V143H149ZM198 144V145H197ZM207 144V143H206ZM264 144V143H263ZM42 145V144H41ZM61 145V144H60ZM83 145V144H82ZM131 145V144H130ZM151 145V144H150ZM177 145H179V144H177ZM184 145V144H183ZM208 145V144H207ZM207 145H205V147H207ZM23 146H25V149H22L21 150V147L22 148H24ZM89 146H90V144H89ZM170 146V145H169ZM171 146H173V145H171ZM202 146V147H201ZM209 146V145H208ZM217 145H215L214 144V147H216ZM262 146V145H261ZM45 147V146H44ZM43 147V148H44ZM52 147V146H51ZM76 147V146H75ZM88 147V146H87ZM142 147V146H141ZM144 147V146H143ZM147 147V146H146ZM180 147V146H179ZM178 147V148H179ZM213 147V146H212ZM213 147V148H214ZM238 147V146H237ZM27 148V149H26ZM83 148V147H82ZM123 148V147H122ZM131 148V147H130ZM149 148V147H148ZM58 149V148H57ZM73 149V148H72ZM77 149V148H76ZM87 149V148H86ZM93 149V148H92ZM120 149V148H119ZM144 149V148H143ZM146 149V148H145ZM151 149V148H150ZM215 150H213L215 153L218 151L217 150V148H214ZM257 150V149H260V145H257L256 147H254L253 148V150ZM17 150H16V152H17ZM39 150V149H38ZM123 150V149H122ZM125 150V149H124ZM129 150V149H128ZM127 150V151H128ZM148 150V149H147ZM248 150V149H247ZM11 151V150H10ZM57 151V150H56ZM82 150H80L79 152H81ZM89 152H90V149L88 150ZM88 151H85V153H81V154H79V152H78V155L76 154V158L74 159V160H72L71 159V161H68L67 159V161H65L63 158H65V157H56V158H61L62 160H63V162L61 161V159H60V162H58L59 160L57 159V160H55L54 159V163H53V165L52 166H50V167H48V165H47V167L48 168H46V169H48V172H54L56 175L57 174H59V179H65V178H68V177H71V176H73L74 175V173H76V178L77 179H83V177L86 175V173H88L89 172V170H93V169H95V168H97L98 169V171H99V166L102 168L103 167V165H102V163L101 162H98V158L97 159H95L96 161H94V158H92L91 156H90V154H89V152ZM135 151V150H134ZM212 151V150H211ZM212 151V152H213ZM252 151V150H251ZM16 152H14V153H16ZM45 152V151H44ZM61 152V151H60ZM66 152V151H65ZM91 152H93L92 150H91ZM90 152V153H91ZM132 152V151H131ZM211 152V153H212ZM218 152H220V151H218ZM62 154H63V152H61ZM60 153V155H62ZM113 153V152H112ZM122 153H124L123 151H122ZM130 153V152H129ZM128 153V154H129ZM133 153V152H132ZM140 152L138 151V153L137 154H139ZM45 154V153H44ZM120 154V153H119ZM219 154V153H218ZM220 154H221V152H220ZM53 155H55V154H53ZM111 155V154H110ZM214 156H215V154H213ZM246 155V154H245ZM14 156H16L15 154H14ZM68 156V155H67ZM112 156V155H111ZM114 156V155H113ZM116 156V155H115ZM132 156H133V154H132ZM216 156H217V154H216ZM213 157V156H212ZM223 157V156H222ZM70 158V157H69ZM73 158V157H72ZM133 158V157H132ZM114 159V158H113ZM134 159V158H133ZM182 159V158H181ZM202 159H204V158H202ZM202 159H200V160H202ZM214 159H215V157H214ZM100 161H101V159H99ZM102 160H103V158H102ZM17 161V160H16ZM48 161H49V159H48ZM107 161H109V160H107ZM141 161V160H140ZM180 161V162H181ZM204 161V160H203ZM206 161H208L207 159H206ZM47 162V161H46ZM64 162H67V163H64ZM116 162V161H115ZM136 162V161H135ZM142 162V161H141ZM141 162H140V164H138L136 167H134L133 168V170L132 171H130V172H128L127 173V176L124 178L123 176H120L118 179H116V181H115V183L113 184V186L112 187H110L111 188V190H109V195H110V197L112 196V199L114 198V201L115 200H121L122 202H123V200L124 201H128L129 203H131V204H134V202H135V199H134V196L138 193V191H141V187H143L144 186V188H146L147 186H148V182H147V184H146V182H144V180H145V177H146V179L147 178H149L148 176H150V175H153V173H152V171L154 170V169H152L151 167H150V165L148 164V163H142L141 164ZM242 162H243V160H242ZM248 162H250V161H248ZM22 163V164H23ZM50 163V162H49ZM101 163V164H100ZM216 163H218L217 162V160H216ZM241 163V162H240ZM20 164V163H19ZM45 164V163H44ZM52 164V163H51ZM105 164V163H104ZM112 164H113V162H112ZM183 164V163H182ZM23 166V165H22ZM107 166V165H106ZM261 167H264V164H261L260 165ZM26 167V166H25ZM180 167V166H179ZM235 167V166H234ZM24 168V167H23ZM103 168H105V167H103ZM102 168V169H103ZM177 168H178V166H177ZM200 168V169H199ZM106 169V168H105ZM174 169V168H173ZM220 169V168H219ZM261 169V168H260ZM32 170V169H31ZM244 170V169H243ZM242 169H239V171L237 172L236 171V174H234V176L233 177H229V179H228V181L226 182V184L228 183L229 184V182H230V179L231 180H233V181H235L234 179H236L235 177H240L242 174H240L242 171H243ZM45 171V170H44ZM95 171H96V169H95ZM101 171V170H100ZM99 171V172H100ZM105 171V170H104ZM155 171V170H154ZM153 171V172H154ZM177 171V170H176ZM217 171H219V170H216V172ZM248 171V170H247ZM32 172V171H31ZM34 172V173H35ZM46 172V171H45ZM93 172V171H92ZM91 171H90V173H92ZM99 172H95L96 174V176H94V175H92V176H94L95 178L93 179V180H95L96 179V182H99L100 183V181L102 180L101 178V173H99ZM29 173V172H28ZM173 173V172H172ZM217 173H219V172H217ZM235 173V172H234ZM248 173V172H247ZM41 174V173H40ZM42 174H44V173H42ZM99 174H100V176H99ZM171 174V173H170ZM219 174H221V173H219ZM240 174V175H239ZM30 175V174H29ZM37 175H39V174H37ZM45 175H46V173H45ZM109 175V174H108ZM123 175V174H122ZM156 175L157 174H155V177H156ZM261 175V174H260ZM154 176V175H153ZM176 176V175H175ZM174 176V177H175ZM179 176V177H180ZM0 177H1V174H0ZM74 177V176H73ZM87 177V176H86ZM99 177H101L100 179L101 180H99ZM177 177H178V175H177ZM30 178V177H29ZM58 178V177H57ZM75 178V180L74 181H76L77 179ZM85 178V177H84ZM151 178V177H150ZM153 178V177H152ZM170 178H173L172 176H170ZM249 178V177H248ZM45 179V178H44ZM58 179V180H59ZM74 179V178H73ZM97 179H98V181H97ZM166 179H168V178H166ZM26 180V179H25ZM41 180V179H40ZM206 180V181H207ZM260 180V176H258V175H253L252 177H250L249 178V181L250 182H252V184H255V183H257L258 181ZM61 181V180H60ZM59 181V182H60ZM65 181V180H64ZM67 181V180H66ZM73 181V180H72ZM80 181V180H79ZM78 181V182H79ZM83 181V180H82ZM171 181V180H170ZM205 181V182H206ZM215 181V182H214ZM96 182H93V184L94 183H96ZM102 182V181H101ZM168 182V180L166 181V183ZM174 182V181H173ZM204 182V183H205ZM210 182V181H209ZM209 182H207L208 184H209ZM70 183V182H69ZM72 183V182H71ZM74 183V182H73ZM77 183V182H76ZM165 183V182H164ZM170 183V182H169ZM183 183V182H182ZM237 183V182H236ZM89 184V183H88ZM98 183H96V185H97ZM54 186L53 187H55L56 185H57V183H56V185H55V183L53 184ZM61 185V186H60ZM59 185V187H63V189H65L66 188V185L64 184V183H62V184H60ZM78 185V184H77ZM81 185V184H80ZM95 185V184H94ZM100 185H102L101 183H100ZM164 185H166V184H164ZM220 185H221V183H220ZM74 186V185H73ZM79 186V185H78ZM78 186H76V187H78ZM99 186V184L97 185V189H98V192H96V190H95V193H98L96 196V200L93 202V204H91L92 205V208H94L95 210H97V211H99L100 209H102V203H100L101 202V199L103 198V194H104V192H105V190H104V188L101 186V187H98ZM109 186V185H108ZM257 186H258V184H257ZM68 188H69V186H67ZM81 187V186H80ZM104 187H106V186H104ZM164 187V186H163ZM228 187V186H227ZM83 188V187H82ZM109 188V187H108ZM165 188V187H164ZM164 188H162V189H160V190H163ZM169 188V187H168ZM184 188V189H185ZM59 189V188H58ZM71 189V188H70ZM84 189V188H83ZM166 189V188H165ZM175 189V188H174ZM10 187L5 183V182H2V181H0V194L2 195V197H4L5 198V201H3V205L4 206H7V207H10L11 208V206H14V205H16V201L15 200H13V199H9L8 200V197H10ZM170 190V189H169ZM168 190V191H169ZM181 190V189H180ZM62 191V190H61ZM69 191V190H68ZM107 191V190H106ZM146 191V190H145ZM158 191V190H157ZM175 191V190H174ZM179 191V190H178ZM197 191V190H196ZM196 191H194V193L196 192ZM45 192V191H44ZM76 192V191H75ZM166 192V191H165ZM12 193V192H11ZM43 193V192H42ZM72 193V192H71ZM94 193V194H95ZM158 193H160V192H158ZM174 193V192H173ZM179 192H177L176 193V196L178 197V194ZM181 193V192H180ZM44 194V193H43ZM46 194V193H45ZM73 194H75L74 192H73ZM161 194H163V193H161ZM169 194V193H168ZM68 195V194H67ZM75 195H77V194H75ZM74 195V197H76ZM82 195V194H81ZM155 195V194H154ZM157 195V194H156ZM156 195H155V197H156ZM159 195V194H158ZM157 195V196H158ZM164 195V194H163ZM167 195V194H166ZM181 195V194H180ZM183 195V194H182ZM40 196H44V195H40ZM71 196V195H70ZM162 196V195H161ZM160 195H159V197H161ZM45 197V196H44ZM63 197V196H62ZM155 197H153V199H156ZM163 197V196H162ZM170 197V196H169ZM172 197V196H171ZM42 198V197H41ZM65 198V197H64ZM81 198V197H80ZM83 198V197H82ZM88 198V197H87ZM94 198V197H93ZM168 198V197H167ZM264 197H262L261 199H263ZM45 198H43L42 200H44ZM104 199H106V198H104ZM169 199V198H168ZM180 199V197L177 199V200H179ZM68 200V199H67ZM157 200V199H156ZM37 201V200H36ZM35 200H33V202L31 203V204H33L34 202H36ZM48 201H49V199H48ZM65 201V200H64ZM84 201V200H83ZM91 201V200H90ZM120 201V202H121ZM151 201H152V199H151ZM85 202V201H84ZM103 202V201H102ZM68 203V202H67ZM154 203V202H153ZM153 203H150V205L151 204H153ZM156 203V202H155ZM22 204H24V203H22ZM36 204V203H35ZM47 204V203H46ZM90 204V203H89ZM147 204V203H146ZM159 204V203H158ZM254 204H256V203H254ZM25 205V204H24ZM30 205V204H29ZM38 205V204H37ZM37 205H35V206H37ZM154 205V204H153ZM152 205V206H153ZM22 206V205H21ZM47 206V205H46ZM90 206V205H89ZM132 206V205H131ZM181 206V205H180ZM252 206V205H251ZM29 207V206H28ZM28 207H27V209H28ZM42 207V206H41ZM150 207V206H149ZM148 207V208H149ZM156 208H157V206H155ZM24 208V207H23ZM30 208V207H29ZM43 208V207H42ZM83 208V207H82ZM91 207H89V209H92ZM183 208H184V206H183ZM25 209H26V207H25ZM32 209V208H31ZM35 209H38V207L37 208H35ZM75 209V208H74ZM33 210V209H32ZM38 210H40V209H38ZM76 210V209H75ZM95 210H93V212L95 211ZM135 210V209H134ZM158 210V209H157ZM30 211V210H29ZM81 211H82V209H81ZM97 211H96V213H97ZM137 211V210H136ZM143 211H144V209H143ZM25 212H26V210H25ZM28 212V211H27ZM36 212V211H35ZM61 212V211H60ZM78 212V211H77ZM100 212V211H99ZM154 212V211H153ZM39 213V212H38ZM148 213V212H147ZM49 214V216H50V213H48ZM52 214V213H51ZM54 214V213H53ZM52 214V215H53ZM149 214H151V213H149ZM35 215V214H34ZM51 215V216H52ZM94 215V214H93ZM97 215V214H96ZM99 215V214H98ZM104 215V214H103ZM152 215V214H151ZM260 215V209L259 208H257L255 205H253L252 207H251V214L249 215V216H247L245 219H244V221L242 222V223H239V222H234L232 225H234V227H237L238 229H240V231L238 232V237L239 238H242L245 234H247V232H246V229H243L244 227H246V225L247 226H249V224H251V222H254V220L253 219H255L256 217H258ZM50 216V217H51ZM53 218H54V216H52ZM102 217V216H101ZM144 217H146V216H143V218ZM147 218V220H148V218H149V216L148 217H146ZM146 218H145V220H146ZM27 219V218H26ZM141 219H142V217H141ZM28 220V219H27ZM103 220V219H102ZM134 220V219H133ZM142 220H144V219H142ZM257 221V220H256ZM145 222V221H144ZM49 223V222H48ZM141 223V222H140ZM139 223V224H140ZM146 223V222H145ZM145 223H144V225H145ZM256 223V222H255ZM138 224V223H137ZM262 224V223H261ZM142 225V224H141ZM141 225H138V227L137 228H139V226H141ZM264 225V224H263ZM233 227V226H232ZM241 227H242V229H241ZM89 228V227H88ZM101 229V228H100ZM1 230V229H0ZM92 230V229H91ZM137 230V229H136ZM144 230V229H143ZM143 230H141L140 231V229H139V231H137V235L138 236H140V235H142L143 233H142V231ZM147 231V230H146ZM84 232V231H83ZM142 234H141V233ZM258 232V231H257ZM125 233V232H124ZM260 233V232H259ZM79 234V233H78ZM249 234H251V233H249ZM33 234L31 233L30 234V236H32ZM6 236V235H5ZM30 236H27V237H30ZM143 236V235H142ZM33 237V236H32ZM38 237V236H37ZM84 238V236H81V239L79 238V236H73V241L74 240H76V243L74 244L75 245V250H74V256H72L73 257V259H72V264H77V263H80L81 261H82V257H83V255H85L84 256V259H85V257L87 256L86 255V252L84 251V245H83V238ZM100 237V236H99ZM135 237H136V234H135ZM31 238V237H30ZM134 238V237H133ZM138 238H140V237H138ZM142 238V237H141ZM243 238H245V237H243ZM264 238V237H263ZM34 239V238H33ZM38 239V238H37ZM36 239V240H37ZM83 239V240H82ZM104 239V238H103ZM134 239H136V238H134ZM35 240V241H36ZM39 240V239H38ZM132 240V239H131ZM15 241V240H14ZM11 238H6V237H0V264H18L17 263V261H18V256H17V254L18 253H16V248H18V247H16L17 246V244H16V242H14ZM127 241V240H126ZM136 240H134V244L132 243V246L128 243V242H126V243H128L129 245H130V249L128 250V251H126V252H128L127 254H125L124 255V257L127 255V257L128 258H130V260L132 259V261H133V259L135 258L134 257V255L136 254V252H137V248H138V243L137 242H135ZM75 242V241H74ZM132 242V241H131ZM138 242H139V239H138ZM257 242V241H256ZM30 243H32V242H30ZM36 243V242H35ZM262 243V245H260V246H262V247H264V240H263V242H261ZM85 244V243H84ZM127 244V245H128ZM258 245H259V243H257ZM256 245V244H255ZM35 246V245H34ZM37 246V245H36ZM35 246V247H36ZM126 246V245H125ZM257 247V246H256ZM256 247H254V248H256ZM37 248V247H36ZM43 248V247H42ZM260 248V247H259ZM126 249H128V248H126ZM250 249V248H249ZM257 249V248H256ZM44 250V249H43ZM95 250V249H94ZM247 251H248V249H246ZM70 251H72V250H70ZM246 251V252H247ZM257 251H259V250H257ZM69 252V251H68ZM84 252H85V254H84ZM22 253V252H21ZM35 253V252H34ZM33 253V254H34ZM39 253V252H38ZM72 253V254H73ZM123 253V252H122ZM260 252H258V254H259ZM24 254V253H23ZM68 254V253H67ZM89 255V254H88ZM137 255V254H136ZM20 256V255H19ZM33 256V255H32ZM35 256V255H34ZM41 256V255H40ZM91 256V255H90ZM140 256V255H139ZM243 256V255H242ZM262 256V258H260L261 260H263L264 261V254L263 255H260V256H258V257H261ZM27 257V256H26ZM31 257V256H30ZM37 257H39V256H37ZM67 257V256H66ZM71 257V258H72ZM25 258V257H24ZM34 258H36V257H34ZM34 258H32V260L34 259ZM88 258V257H87ZM122 258H123V256H122ZM240 258V257H239ZM20 259H21V257H20ZM38 259V258H37ZM68 261H70V259H68V258H66ZM65 259V260H66ZM119 259H121V257L119 258ZM243 259L244 258H242V261H240L239 263H237V261H235V264L237 263V264H243V263H245V264H247L246 263V261L244 262L243 261ZM255 259V258H254ZM256 259H257V257H256ZM259 259V258H258ZM259 259V260H260ZM25 260H30V258L29 259H27V258H25ZM64 260V259H63ZM62 260V261H63ZM22 261V260H21ZM35 261H37V260H35ZM67 261V262H68ZM85 262L87 261V260H84ZM90 261V260H89ZM89 261H87V262H89ZM120 261H122V259L121 260H118V261H116V262H118V264H119V262ZM135 261V260H134ZM134 261H133V263H134ZM39 262V261H38ZM37 262V263H38ZM43 262H45V261H43ZM67 262H66V264H67ZM127 262V261H126ZM131 262V261H130ZM142 262V261H141ZM256 262H257V260H256ZM259 262V261H258ZM261 262V261H260ZM23 263H24V261H23ZM23 263H20V264H23ZM26 263V262H25ZM122 263V262H121ZM120 263V264H121ZM139 263V262H138ZM253 264H254V262H252ZM27 264H32V262L31 261H28V263ZM43 264V263H42ZM59 264V263H58ZM61 264V263H60ZM65 264V263H64ZM83 264H85V263H83ZM86 264H88V263H86ZM112 264V263H111ZM124 264V263H123ZM209 264V263H208ZM211 264V263H210ZM222 264V263H221ZM258 264V263H257ZM260 264V263H259Z\"/></svg>",
	"mask_w": 264,
	"mask_h": 264
}]
</instances>
